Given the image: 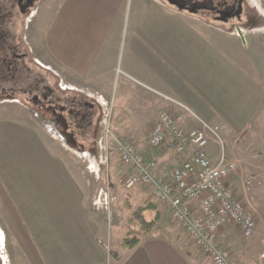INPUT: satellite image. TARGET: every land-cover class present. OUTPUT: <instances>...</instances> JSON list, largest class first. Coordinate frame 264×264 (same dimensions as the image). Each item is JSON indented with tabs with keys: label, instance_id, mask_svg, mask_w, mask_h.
<instances>
[{
	"label": "crops",
	"instance_id": "0c3cea01",
	"mask_svg": "<svg viewBox=\"0 0 264 264\" xmlns=\"http://www.w3.org/2000/svg\"><path fill=\"white\" fill-rule=\"evenodd\" d=\"M126 1L40 0L37 2L40 4L33 8L34 15L29 20L30 29L26 38L35 62L55 76L58 85L62 86L63 90H60L48 79V84L58 91L57 98L49 105H57L56 112L66 126H61V131L70 136L74 149L90 152L104 129L99 123L101 111L95 101L97 99L105 104L107 110V105L111 107L107 124L109 134L131 141L143 154L144 160L154 162L157 173L167 178L183 158L189 157V151L185 156H180L166 145L147 146V136L158 113L167 109L174 115L176 123L186 130L196 126L194 115L209 122H219L220 78L217 73H220V67L210 66L208 62L219 60L220 53L217 52H221L229 64L238 66L233 52L235 48L245 52L249 61L253 57L264 67V54L255 38L258 27L246 33L247 45L242 49L236 37L209 29L201 20L174 11L162 0H135L136 3L152 4L160 11L180 15L178 18L165 15V23L181 20L197 30L184 35L154 31L137 33L133 37V49L121 61H117L112 50V39ZM251 1L264 13V0ZM36 16L39 18L36 19ZM154 20L162 21V17H155ZM70 92L77 95L71 97ZM52 99L50 94L48 100ZM15 106L24 109L20 101ZM19 114L21 118L29 116L32 124L27 126L30 131H45L28 110H22ZM49 138L69 155L63 165L75 168L81 181H77L79 189L73 195L63 191L57 195L43 196L46 200L58 201L52 204L56 211L48 207L49 203H41L48 209L43 211L40 208V212H32L25 204L26 224H23L24 227L20 225L21 231L13 228L9 233L24 240L29 264H212L183 230L181 234L186 235L184 242L170 232H148L137 234L139 241L132 248L124 246V236H119L115 242L111 240L116 247L112 256H109L99 234V224L104 219L107 223V217L93 207L96 206L97 181L96 175L91 176L90 170L97 166V159L89 157L87 162L81 160L71 152L70 144L66 148L52 136ZM216 150L215 146L210 147L211 152L215 153ZM18 195L17 200L33 199V195L28 193ZM139 197L153 203L154 206L147 211L157 216L158 221L171 218L169 203L156 200L150 193L147 197L139 194ZM69 200L81 207L80 217L88 215L87 221L82 223L85 228L72 230L66 225L64 216L67 214L66 201ZM51 215L56 216V220ZM35 220L39 224H32ZM0 232L5 243L1 228ZM0 256V264H12L6 243L4 250L0 247Z\"/></svg>",
	"mask_w": 264,
	"mask_h": 264
},
{
	"label": "rangeland",
	"instance_id": "374dc122",
	"mask_svg": "<svg viewBox=\"0 0 264 264\" xmlns=\"http://www.w3.org/2000/svg\"><path fill=\"white\" fill-rule=\"evenodd\" d=\"M33 15V8L25 17L16 13L17 17L12 20L14 23L8 24V27L16 33L21 48L28 51L31 50V47L26 36L30 29L29 20L32 19ZM165 15L171 18L180 16L169 11H160L152 4L127 0L118 20L115 30L117 32L112 39L114 58L121 61L124 55H128L134 47L133 37L137 33L154 31L184 35L197 30V28L181 20H170V22L165 23L163 21ZM155 17H162V21L155 22ZM35 18L39 17L36 16ZM260 21L262 23V18ZM191 25L195 26L196 24ZM256 33L257 44L264 54V21L263 27L258 28ZM145 48L146 46H144ZM233 52L235 61L239 63L238 66L229 64L221 52H217L220 53L219 60L215 63L213 61L208 62L210 66L220 67V73H217L218 78H220L218 79L220 82V105H218L220 121L210 123L219 124L223 127V134L226 138L225 150L228 157L236 161L238 165L237 172L230 177L227 185L233 196L240 199L245 204L246 210L253 214L258 223V230L253 237L244 238L239 229L229 223L220 230L219 240L228 249L237 264H264V257H261L264 250V67L259 64L258 60L254 61L253 57L249 61V58L246 57L247 54L242 50L234 48ZM29 56L34 57L32 50L29 52ZM262 61L264 63V58ZM31 63L33 62H28V67L32 71L30 73L32 80L37 77H42L43 80L53 79L49 74L43 75L38 72ZM17 85L19 87L20 82ZM70 94L71 97L77 95L75 92H70ZM5 100V103H0V228L4 233L12 264H29L24 251V240L14 233H9L13 228L21 231L20 225L24 227L26 224L25 204H28L32 212H40V208H43V211L48 209L43 206L45 203H49L48 207L54 208L56 211L52 204L58 201L46 200L43 196L46 194L57 195L63 191L73 195L79 189L77 181H81V177L78 178V172L75 168L63 165V162L69 159V155L59 149L58 143L53 144L50 140L49 136L51 137V135L48 136L45 132L48 126H51L50 128L55 132V137H52L59 141L60 145L63 143L67 146L66 148L70 144L69 148L76 157L78 156L86 162L89 157L97 159V168L95 165L90 170L93 174L88 173H91V176L96 175L97 181V197L94 201L96 206H92L107 217V223L104 219V222L99 224L101 232L99 234H101L103 248L107 254L112 256L116 247L114 243H111V240L115 242L119 236L130 238L142 234L139 229L140 222L137 219L135 221L132 219L133 214L138 208L145 207L144 219L146 221L153 220L156 217L152 216L147 209L154 205L150 200L145 198L141 200L139 197V194L145 195V197L149 195L150 191L146 187L137 185L126 189L119 184L118 175L127 170L120 164L118 153H116L115 139L119 136L112 137L109 132L107 133L105 129H102L95 141L94 148L86 153L80 149H74L70 136L67 135L65 138L58 133L50 115L48 113L41 115L35 107H28L19 92L14 97ZM9 100L16 102L12 103ZM19 101L23 105L24 109L22 110L26 109L32 112L33 118L37 119L45 131L32 132L29 130L28 126L32 122L29 116L21 118L19 112L21 113L22 110L15 106L16 103L19 104ZM107 108L108 113L111 114L110 105H107ZM96 109L99 111L98 106ZM116 159L118 160L117 164ZM247 178H255V180H253L250 189L246 191L243 187V180ZM20 193L33 195V199L17 200L19 197L16 196H19ZM58 200L61 201V199ZM61 203L63 204V201ZM74 204L73 200L66 201L65 223L72 230L85 228L86 226L82 223L87 221L88 215L86 217L81 215L80 217L81 207L77 203ZM15 212L20 213V215H16ZM49 212L51 211L49 210ZM51 217L56 220V216L51 215ZM80 218H82L81 221ZM110 219H112L113 224L110 223ZM170 219L165 218L161 221L157 219L150 234H167L170 232L184 242L186 235L181 234L183 233L182 229ZM131 220L133 224H131ZM33 222L32 224H39L37 220ZM27 225L29 226V224ZM3 241V235L0 234L2 250H4L5 244ZM110 250H112L111 253Z\"/></svg>",
	"mask_w": 264,
	"mask_h": 264
},
{
	"label": "built area",
	"instance_id": "2783aa9c",
	"mask_svg": "<svg viewBox=\"0 0 264 264\" xmlns=\"http://www.w3.org/2000/svg\"><path fill=\"white\" fill-rule=\"evenodd\" d=\"M95 101L101 111L99 123L108 133L109 113L104 103ZM194 117L196 126L186 130L176 123L170 111H160L147 136L148 147L166 145L180 156L189 151V157L183 158L167 178L157 173L154 162L144 161L143 154L131 141L116 138L119 162L129 169L119 176L118 182L126 189L144 186L156 200L169 203L172 221L185 231L212 264H237L220 243V230L231 223L244 238H251L258 230V223L227 185L238 165L225 150L223 127ZM48 127V133L55 137L51 126ZM56 130L66 138L63 131ZM211 146L216 147L215 153L210 151ZM253 180L255 178L243 180L244 190L250 189ZM261 257H264V250Z\"/></svg>",
	"mask_w": 264,
	"mask_h": 264
},
{
	"label": "flooded vegetation",
	"instance_id": "af4514ba",
	"mask_svg": "<svg viewBox=\"0 0 264 264\" xmlns=\"http://www.w3.org/2000/svg\"><path fill=\"white\" fill-rule=\"evenodd\" d=\"M39 1L0 0V103H5V99H10L19 92L28 107H35L41 115L49 113L56 129L61 130L60 127L65 125L56 112L58 107L56 104L52 106L49 104L57 98L58 91L54 86H58L60 90L63 89L58 85L55 76H51L29 56L31 50L21 48L16 33L8 27V24L14 23L12 20L17 17L16 13L25 17L32 8L40 4L37 3ZM162 1L178 13L201 20L209 29L236 37L242 49H245L247 45L246 33L253 28L263 27L264 13L251 0ZM30 61L38 72L43 75L49 74L54 79H52L53 87L48 84L47 79L43 80L42 77L31 79L32 71L28 67ZM50 94L54 99L49 101Z\"/></svg>",
	"mask_w": 264,
	"mask_h": 264
},
{
	"label": "trees",
	"instance_id": "16d2710c",
	"mask_svg": "<svg viewBox=\"0 0 264 264\" xmlns=\"http://www.w3.org/2000/svg\"><path fill=\"white\" fill-rule=\"evenodd\" d=\"M144 210H145V207L144 208L143 207L138 208L134 212L133 217H132V219L134 221L136 219L139 220V222H140V228L139 229L141 230L142 234L150 232L152 230V228L154 227L156 220L158 219L156 216V218H154L153 220L146 221L143 217V211ZM131 224H133L132 220H131ZM138 241H139V239L136 236H132L130 238H124L123 245L128 247V248H132L138 243Z\"/></svg>",
	"mask_w": 264,
	"mask_h": 264
},
{
	"label": "bare ground",
	"instance_id": "6f19581e",
	"mask_svg": "<svg viewBox=\"0 0 264 264\" xmlns=\"http://www.w3.org/2000/svg\"><path fill=\"white\" fill-rule=\"evenodd\" d=\"M85 154V153H84ZM96 168H97V166H96Z\"/></svg>",
	"mask_w": 264,
	"mask_h": 264
}]
</instances>
